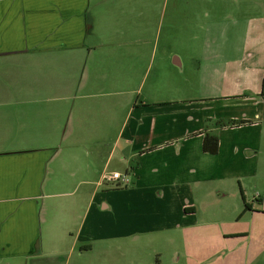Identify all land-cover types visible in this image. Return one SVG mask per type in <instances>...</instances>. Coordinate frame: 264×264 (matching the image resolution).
Masks as SVG:
<instances>
[{"label": "crops", "instance_id": "crops-1", "mask_svg": "<svg viewBox=\"0 0 264 264\" xmlns=\"http://www.w3.org/2000/svg\"><path fill=\"white\" fill-rule=\"evenodd\" d=\"M217 1L184 6L196 15H235L234 6ZM144 6L145 0H0V261L39 257L74 226L73 242L170 229L215 192L239 194L242 203L243 195L255 210L244 179L264 170V31L238 27L236 18L218 26L186 20L143 91L154 62L143 68L148 41L135 19L143 21ZM200 26L203 38L187 37ZM214 29L218 38L210 37ZM133 31L136 38L128 39ZM134 90L137 98L128 99ZM206 133L218 138L214 154L202 149ZM109 171L127 174L129 183L105 180ZM79 189L67 213L58 199L46 204ZM100 205L114 213L106 227L95 224ZM191 239L208 250L206 234ZM238 252L232 264H264V234Z\"/></svg>", "mask_w": 264, "mask_h": 264}, {"label": "rangeland", "instance_id": "rangeland-1", "mask_svg": "<svg viewBox=\"0 0 264 264\" xmlns=\"http://www.w3.org/2000/svg\"><path fill=\"white\" fill-rule=\"evenodd\" d=\"M210 1L211 5L218 3L217 0ZM149 2V6L151 5L150 14L146 11L145 0L143 21L139 17L135 19L136 24L137 22L144 24L145 31L139 36H143L144 40L148 41V44H145L147 48H145V54L143 55L144 59H146L143 64L144 69L149 63V58L152 61L154 57L151 71L147 78H145L143 91L146 89L148 82L156 76L154 69H156V63L162 55L164 46L174 39L181 38L182 33L176 32V26L185 24L189 20L194 24H217L216 26H218L226 22L233 24V21L230 19L236 18L238 27L240 25L241 28H245L248 24L254 26L255 30L264 31V0H225L224 6L230 4L232 9L234 6L235 15L230 16L221 15L214 10L209 11L208 15L204 13L196 15L195 11L192 12L185 9L186 0H149ZM174 3H177L176 6L178 7L171 15L172 7H176ZM188 23L190 24V22ZM201 29V26L197 29L192 28L186 35L190 39H201L204 37ZM212 33L210 35L211 38H218V32L215 29ZM133 35H135V32H128V39H135L136 36ZM155 42L157 44H154ZM153 46H157V49H154L155 54L153 53ZM148 69H150V66ZM138 93L135 90L129 91L127 98L136 99ZM261 156L264 157V150ZM244 182L249 192L251 204L255 210L242 212L243 203L239 194L220 196L221 193L215 192V195H210L208 201L196 203V210L193 215L181 219L170 229L152 233L142 231L103 240L92 239L84 242L79 237L81 241L73 242L74 238H76V226H74V228L70 229L71 234L61 233L60 236L55 235V239L46 244L42 255L39 257H29V259H25L24 261L7 258L2 259L0 264H232V259L239 255V249L252 245L259 235L264 234V201L261 202L264 196V189H262L264 188V170L259 171L253 177L245 178ZM68 190H73V188ZM256 192L260 193V197H255L258 199L257 201L252 199ZM80 193L81 189L56 198H46L45 201L47 204L55 199L60 200L65 205L64 210L67 213L66 206L68 201ZM88 197L89 195H85L86 199H81L79 206L80 217ZM238 207L239 210L236 212ZM100 209H102L101 205L99 206ZM100 211H102V214L99 219L96 217L95 224L98 227L110 225L114 213L108 209ZM78 218L79 215L76 217V220ZM100 221L103 223H99ZM88 222L89 218L85 221L81 236H87ZM238 231H243L246 234L236 237L228 235ZM60 232L61 230H59ZM88 233L93 235L96 231L90 229ZM72 234L74 235L72 236ZM199 234H206V238L208 237L209 239H207V251L202 249L203 246L200 247L197 241L191 239ZM86 244L91 245V247L86 249ZM214 244V248H211V245ZM228 245L234 248L228 251V258L225 260L221 256L227 252ZM255 248L261 249L262 247L258 246ZM212 251L214 253L213 257L210 255ZM236 252V256L232 254ZM219 256L220 258H218ZM258 257L263 259V253L259 254ZM216 258L218 260H214Z\"/></svg>", "mask_w": 264, "mask_h": 264}, {"label": "trees", "instance_id": "trees-1", "mask_svg": "<svg viewBox=\"0 0 264 264\" xmlns=\"http://www.w3.org/2000/svg\"><path fill=\"white\" fill-rule=\"evenodd\" d=\"M263 86H264V79H263ZM261 94H264V88L262 89ZM244 122H246V121L241 120V121H234L233 123H244ZM202 149L204 152H207L210 154L216 153L218 151V138L213 134L206 133L204 138H203ZM242 198H243L242 212H245L247 210H251L250 205L246 201H244L243 195H242Z\"/></svg>", "mask_w": 264, "mask_h": 264}, {"label": "built area", "instance_id": "built-area-1", "mask_svg": "<svg viewBox=\"0 0 264 264\" xmlns=\"http://www.w3.org/2000/svg\"><path fill=\"white\" fill-rule=\"evenodd\" d=\"M104 179L121 186L127 185L129 183L128 175L119 171H109L104 175Z\"/></svg>", "mask_w": 264, "mask_h": 264}]
</instances>
